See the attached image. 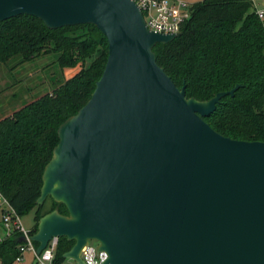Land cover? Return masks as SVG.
Listing matches in <instances>:
<instances>
[{
	"label": "water",
	"instance_id": "water-1",
	"mask_svg": "<svg viewBox=\"0 0 264 264\" xmlns=\"http://www.w3.org/2000/svg\"><path fill=\"white\" fill-rule=\"evenodd\" d=\"M57 30L94 25L109 53L91 99L60 125L43 173L37 252L53 237L85 264L89 241L105 264H264V142L235 140L205 118L240 85L207 101L187 98L158 64L165 35L133 0H0V23L23 15Z\"/></svg>",
	"mask_w": 264,
	"mask_h": 264
},
{
	"label": "trees",
	"instance_id": "trees-1",
	"mask_svg": "<svg viewBox=\"0 0 264 264\" xmlns=\"http://www.w3.org/2000/svg\"><path fill=\"white\" fill-rule=\"evenodd\" d=\"M192 8L182 34L154 48L158 64L179 88L186 86L189 99L207 101L240 85L204 120L222 136L264 142V28L254 2L203 0ZM52 53L61 69L78 67V72L0 119V191L22 217L37 209L33 234L46 214L58 210L68 215L51 197L37 205L43 173L59 144L60 125L91 99L102 78L109 43L91 24L52 30L25 14L0 23V66L17 61L12 70ZM59 241L55 264H63V255L75 245L65 237ZM19 245L15 237L1 244L0 261L13 264Z\"/></svg>",
	"mask_w": 264,
	"mask_h": 264
},
{
	"label": "built area",
	"instance_id": "built-area-1",
	"mask_svg": "<svg viewBox=\"0 0 264 264\" xmlns=\"http://www.w3.org/2000/svg\"><path fill=\"white\" fill-rule=\"evenodd\" d=\"M133 1L142 10L149 29L165 35L182 32L184 24L191 18L193 12L192 4L178 0ZM254 6L256 16L264 28V3L261 6L255 4ZM22 220L23 217L0 191V245L14 237L20 241L19 255L13 264H25L28 254H31L29 264H55V254L60 238L53 237L49 240L46 249L38 254L39 244L32 240L33 230H28ZM95 241H89L81 250L80 257L85 264H105L109 258L105 252L98 251L99 243L97 241L96 244L92 243ZM73 262L77 264V262ZM0 264H3L2 261Z\"/></svg>",
	"mask_w": 264,
	"mask_h": 264
},
{
	"label": "rangeland",
	"instance_id": "rangeland-1",
	"mask_svg": "<svg viewBox=\"0 0 264 264\" xmlns=\"http://www.w3.org/2000/svg\"><path fill=\"white\" fill-rule=\"evenodd\" d=\"M181 2L195 4L203 0H178ZM255 5L261 6L264 0H252ZM55 53L41 56V58L12 69L17 61L9 65L0 66V118L7 116L20 109L26 103L32 102L42 95L59 87L67 79L71 78L76 68L61 69L56 61ZM72 73V74H71ZM51 205V200L47 201ZM30 211L23 216V224L28 230L36 228L35 212ZM96 244L97 242H92ZM31 254L26 256L25 264H29ZM65 264H75L72 260L66 259Z\"/></svg>",
	"mask_w": 264,
	"mask_h": 264
},
{
	"label": "crops",
	"instance_id": "crops-1",
	"mask_svg": "<svg viewBox=\"0 0 264 264\" xmlns=\"http://www.w3.org/2000/svg\"><path fill=\"white\" fill-rule=\"evenodd\" d=\"M78 70H79V68L77 67L75 73H74V72H73V74L71 73V74H72L71 78H73V76L78 72ZM71 78H69V79H71ZM67 80H68V79H67ZM7 116H9V115H7ZM7 116L4 115V116H2L0 119H2V118H4V117H7Z\"/></svg>",
	"mask_w": 264,
	"mask_h": 264
}]
</instances>
